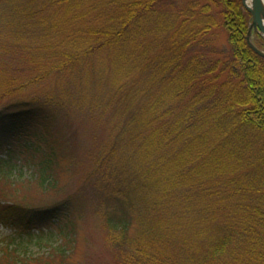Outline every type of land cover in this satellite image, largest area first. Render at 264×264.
<instances>
[{
  "label": "trees",
  "instance_id": "16d2710c",
  "mask_svg": "<svg viewBox=\"0 0 264 264\" xmlns=\"http://www.w3.org/2000/svg\"><path fill=\"white\" fill-rule=\"evenodd\" d=\"M208 1L228 30L222 50L207 33V4L0 0V38L34 73L19 82L1 69L0 98L16 83H65L58 99L0 108V223L23 231L57 219L72 248L74 209L96 204L113 264H264V58L246 42L241 0ZM72 100L97 112L108 140L86 153L94 178L78 208L64 200L39 209L32 192L58 180L55 108ZM19 161L32 179L14 176ZM24 251L5 249L0 264H34Z\"/></svg>",
  "mask_w": 264,
  "mask_h": 264
},
{
  "label": "rangeland",
  "instance_id": "374dc122",
  "mask_svg": "<svg viewBox=\"0 0 264 264\" xmlns=\"http://www.w3.org/2000/svg\"><path fill=\"white\" fill-rule=\"evenodd\" d=\"M189 3H194L197 7L206 4L210 6V14L213 15L215 26L211 27L207 33L211 35V39H214V46L218 50H222L226 46L228 30L222 23L221 16L217 13L218 9L208 0H182L181 5L187 6ZM10 6L12 5L10 4ZM247 20L248 25L249 15ZM251 33L255 45L263 43L257 33ZM0 41H3L2 44L0 43V70L5 69V77L14 78V81L19 82H26L28 78H32L34 73L28 72L31 69V64L22 55L21 49L16 47L15 52L8 50V47L12 49L15 46H10L7 36H1ZM54 78L55 75H51L50 78L23 87L17 83L14 84L12 88H17L16 90L1 96L0 108L8 106L10 109L18 107L28 109L34 105L38 106L37 103L40 104L48 96L58 99L62 93L60 86H65V83ZM0 80L2 81V77ZM33 100H36L37 103H33ZM72 102L76 101L66 102L68 109L64 106L56 112L55 108L54 116H60L56 119L59 120V126L62 127L64 139H61L62 145L59 148L61 156L57 170L58 180L55 186H51L47 191L32 192L28 203H34L39 209H47L62 204L64 200L77 204L74 208H78L82 195L85 197L87 193H91L88 184L94 177L90 175L91 177L86 179V172L92 167V163L86 158V153L91 150L90 148L96 141L106 142L107 126L105 127L102 119L96 118L97 112L92 113V110L89 112L86 105H81L79 109ZM86 112H89L90 115L85 114ZM65 125L70 127L65 130ZM5 157L4 149L0 150V164ZM15 170L14 176H17L19 172L23 177L22 179H32L31 164H23L22 161L16 162ZM103 212V208H98L96 204L94 208L85 205L81 210L79 208L74 209L77 230L72 248L64 246V240L57 231L59 223L57 219L50 222L44 220L33 223L23 231L13 226L12 221L0 223V256L5 249L16 248L20 253L22 249H25L24 254H20V258H31L34 260V264H41L42 262L43 264H113L112 248L108 245L107 233L102 226ZM15 218L16 216L10 219L15 220ZM60 246L61 249L65 248V252L62 254L58 250Z\"/></svg>",
  "mask_w": 264,
  "mask_h": 264
},
{
  "label": "water",
  "instance_id": "95a60500",
  "mask_svg": "<svg viewBox=\"0 0 264 264\" xmlns=\"http://www.w3.org/2000/svg\"><path fill=\"white\" fill-rule=\"evenodd\" d=\"M242 7L250 14L249 25L246 33V42L258 55L264 58V50L255 45L251 38V32L264 38V0H241Z\"/></svg>",
  "mask_w": 264,
  "mask_h": 264
}]
</instances>
